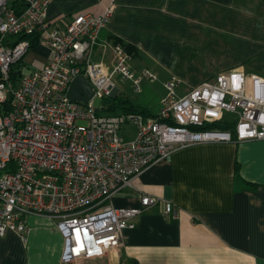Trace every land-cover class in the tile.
Listing matches in <instances>:
<instances>
[{"label":"built area","instance_id":"2783aa9c","mask_svg":"<svg viewBox=\"0 0 264 264\" xmlns=\"http://www.w3.org/2000/svg\"><path fill=\"white\" fill-rule=\"evenodd\" d=\"M16 12L0 0V237L25 239V219L43 214L55 220L63 239L61 262L82 264L117 253L121 232L131 218L158 201L163 215L175 216L169 202L142 195L137 208H116L110 196L150 163L196 142L264 140V76L231 69L177 94L178 78L163 83L155 116L137 112L98 114L93 98L112 95L116 81L138 93L154 72L134 71L130 55L112 42L109 65L87 60L115 4L99 15L78 13L48 27L46 9L53 0H19ZM37 33L46 46L45 63L12 85L9 68L28 52L20 34ZM106 46V44H105ZM81 75L92 89L85 102L69 100L70 80ZM231 125L219 129L215 124ZM133 128L128 137L118 130Z\"/></svg>","mask_w":264,"mask_h":264},{"label":"crops","instance_id":"0c3cea01","mask_svg":"<svg viewBox=\"0 0 264 264\" xmlns=\"http://www.w3.org/2000/svg\"><path fill=\"white\" fill-rule=\"evenodd\" d=\"M110 1L115 8L87 60L112 63L107 45L116 39L134 71L154 72L155 80L141 83L138 93L150 96L140 100V109L156 112L170 76L178 78L179 95L231 69L264 76L262 0H53L45 20L51 27L78 13L99 15ZM37 49L36 61L25 55L33 68L49 57L46 46ZM120 87L112 95L123 91ZM142 195L171 203L175 216L163 215L158 201L131 218L133 226L122 230L117 253L82 264H264V140L177 148L109 200L116 208H137ZM25 225L24 240L12 232L0 237V264H66L54 219L31 214Z\"/></svg>","mask_w":264,"mask_h":264},{"label":"trees","instance_id":"16d2710c","mask_svg":"<svg viewBox=\"0 0 264 264\" xmlns=\"http://www.w3.org/2000/svg\"><path fill=\"white\" fill-rule=\"evenodd\" d=\"M264 1V0H262ZM9 6L14 8L16 12H18L22 8V4L19 0H9ZM17 40L19 39H25L28 41V51L36 46L39 45V36L37 33H27V34H20L16 37ZM113 41H117L114 39ZM127 51H130L133 46L131 45H125L124 46ZM24 66V62L22 59H19L18 61H15L9 68V82L14 85L18 77L22 75V67ZM104 98V108L110 112L120 113V112H137L145 117H152L155 116V113L150 111L149 109L143 108L140 109L137 106H134L128 99H126L124 96H116L113 95L110 98ZM103 108V107H102ZM98 112L100 108H95ZM219 129H231V125H225L217 123L215 124ZM234 179H238V173H237V167L234 166L233 170ZM128 264H136L134 261H129Z\"/></svg>","mask_w":264,"mask_h":264},{"label":"rangeland","instance_id":"374dc122","mask_svg":"<svg viewBox=\"0 0 264 264\" xmlns=\"http://www.w3.org/2000/svg\"><path fill=\"white\" fill-rule=\"evenodd\" d=\"M39 45H41V44H39ZM38 46L30 49L27 52V53H29V56L28 57L31 60H33V61H36L37 60L36 57L38 56V51H39V49H37ZM34 66L35 65H32V61L25 60V56H24V66L22 67V75L26 74L29 70H32ZM122 82L123 83H121V82L118 83V87H120V86H121L120 88H123L124 87V84L125 83H124V81H122ZM122 90L123 91H121L119 93H116V96H120V97H123L124 96L126 99H128V101L130 100L132 102V104L135 105V106H138L140 104V100L141 99L142 100H149L148 99L149 98L148 96H150V95L145 90L142 93H140V94L133 92L130 88H125L124 87V89H122ZM111 96H113V95L105 96V98H110ZM92 102H93V106L95 108H100L98 110V114H112V112H110V111H108V110H106L104 108L105 107L104 106V98H101V99H99V98H93L92 99ZM115 112H113V114H116ZM133 131H134L133 128L125 127L123 129L118 130V133L121 134V133L124 132V135L126 134L128 137H131L132 134H133Z\"/></svg>","mask_w":264,"mask_h":264},{"label":"water","instance_id":"95a60500","mask_svg":"<svg viewBox=\"0 0 264 264\" xmlns=\"http://www.w3.org/2000/svg\"><path fill=\"white\" fill-rule=\"evenodd\" d=\"M65 95L69 100L85 102L91 97L92 89L84 77L76 75L70 80Z\"/></svg>","mask_w":264,"mask_h":264},{"label":"bare ground","instance_id":"6f19581e","mask_svg":"<svg viewBox=\"0 0 264 264\" xmlns=\"http://www.w3.org/2000/svg\"><path fill=\"white\" fill-rule=\"evenodd\" d=\"M112 254V253H111ZM113 254H115V253H113Z\"/></svg>","mask_w":264,"mask_h":264}]
</instances>
